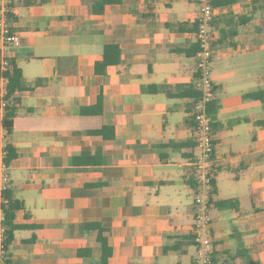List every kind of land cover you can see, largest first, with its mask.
Returning a JSON list of instances; mask_svg holds the SVG:
<instances>
[{"label": "crops", "instance_id": "1", "mask_svg": "<svg viewBox=\"0 0 264 264\" xmlns=\"http://www.w3.org/2000/svg\"><path fill=\"white\" fill-rule=\"evenodd\" d=\"M214 1L212 263L264 264V103L244 98L264 90V0ZM94 2L10 0L20 46L5 56L23 89L10 135L0 114V161L9 143L6 191L22 208L6 264H101L88 223L106 264H192L197 0H121L102 14ZM105 45L120 61L100 75ZM99 97L101 113H82Z\"/></svg>", "mask_w": 264, "mask_h": 264}, {"label": "built area", "instance_id": "2", "mask_svg": "<svg viewBox=\"0 0 264 264\" xmlns=\"http://www.w3.org/2000/svg\"><path fill=\"white\" fill-rule=\"evenodd\" d=\"M213 0H197L198 17L194 30L195 45V81L194 89L198 93L191 108L193 129L196 133L195 144L198 154L190 161L189 166L193 173L195 182L193 205L195 213L191 227L192 240L195 243V257L192 264L212 263V219L209 215V200L214 191V179L216 175V158L214 155L215 134L211 127V119L208 115V104L214 101L215 86L210 79L211 62L215 56L214 35L211 23L214 16ZM0 114L6 106V85L8 78L6 74L11 70V63L5 56V52L11 48L20 46V38L11 26L10 0H0ZM5 152L3 151V156ZM8 166L0 161V206L8 200L4 197L7 190ZM5 229L0 222V264H6Z\"/></svg>", "mask_w": 264, "mask_h": 264}, {"label": "trees", "instance_id": "3", "mask_svg": "<svg viewBox=\"0 0 264 264\" xmlns=\"http://www.w3.org/2000/svg\"><path fill=\"white\" fill-rule=\"evenodd\" d=\"M121 0H95L92 6V10L96 14H102L103 8L105 5L108 4H115L119 3ZM213 6H217L218 3L214 1ZM235 35V32L232 31L228 35H222L221 40H226L227 37H233ZM193 49V53H194ZM120 61V49L117 45H105L103 47V52L101 55V58L95 63V68L94 71L97 74H104L105 69L109 66L116 65ZM6 77L8 78V83L6 85L7 88V95L5 96L6 100V106L4 107L3 111V117H2V127L5 129L6 134L10 135L12 131V121L15 116V107L11 104L12 102L10 101L11 96L16 92V91H21L23 89L22 86V75L21 71L19 68L15 67L14 65H11V70L9 71L8 74H6ZM196 79V77H195ZM39 82L37 81L35 84L37 85ZM193 94V99L196 100L198 97V93L195 91L194 87L192 90ZM244 98H249V99H256L260 100L262 103H264V90L257 91V92H252V93H247L244 95ZM100 100L101 98H98V105L95 108L92 109H86L83 110L82 113L85 114H99L101 113V105H100ZM208 115L210 116L211 119V127L212 130L215 131L216 121H215V114L217 112V106L214 101L210 102L208 104ZM106 132V128H103L99 131L91 132V135L93 136H100L104 137ZM188 143L182 144L181 146L187 145ZM191 147H195L194 144L189 143ZM4 152L5 155L3 156V162L8 166L10 162L17 157L16 150L9 144L7 143L4 146ZM191 155V154H190ZM190 157V156H189ZM190 178L188 180V183L192 188H195V182L193 180V173L192 170L189 171ZM4 197L8 200L6 204L1 205L2 209V226L5 229V236H6V250L11 242L12 234L17 227L13 224V221L15 219L16 213L22 208V203L19 201L14 200L9 191H6L4 193ZM212 199V197H211ZM211 199L209 200V208L211 207L212 201ZM233 204V201L228 200V201H220L215 203L216 207L221 208V209H228L231 207ZM84 227L86 229H96L98 231V241L101 243L102 246V252L103 253V259L101 260V264H106V259L108 256L111 255V250L107 246V240L106 237L103 236V230L100 228V226L96 223H88L85 224ZM9 264V262L7 261Z\"/></svg>", "mask_w": 264, "mask_h": 264}, {"label": "rangeland", "instance_id": "4", "mask_svg": "<svg viewBox=\"0 0 264 264\" xmlns=\"http://www.w3.org/2000/svg\"><path fill=\"white\" fill-rule=\"evenodd\" d=\"M249 205H251L250 200H245V206L247 207V206H249ZM216 212H218V211L215 210V211H213L212 213L209 212L210 217H211V216H214ZM194 257H195V255H194Z\"/></svg>", "mask_w": 264, "mask_h": 264}]
</instances>
